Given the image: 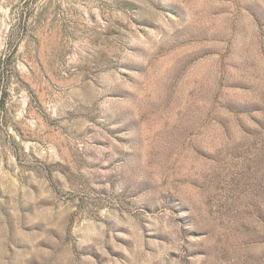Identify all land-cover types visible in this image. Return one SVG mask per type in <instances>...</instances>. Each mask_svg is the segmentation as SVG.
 I'll list each match as a JSON object with an SVG mask.
<instances>
[{
  "label": "rangeland",
  "instance_id": "rangeland-1",
  "mask_svg": "<svg viewBox=\"0 0 264 264\" xmlns=\"http://www.w3.org/2000/svg\"><path fill=\"white\" fill-rule=\"evenodd\" d=\"M0 264H264V0H0Z\"/></svg>",
  "mask_w": 264,
  "mask_h": 264
}]
</instances>
